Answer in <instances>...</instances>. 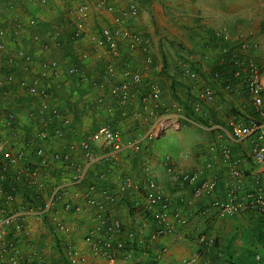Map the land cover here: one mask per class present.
<instances>
[{
    "label": "crops",
    "instance_id": "obj_1",
    "mask_svg": "<svg viewBox=\"0 0 264 264\" xmlns=\"http://www.w3.org/2000/svg\"><path fill=\"white\" fill-rule=\"evenodd\" d=\"M81 3L88 5V11L84 32L77 38L76 7ZM132 3L139 7L136 16L127 12ZM116 17L121 21L116 22ZM104 28L111 31L116 49L98 45ZM222 28L229 35L228 41L216 36ZM0 31L4 44L0 56V105L16 113V134L0 130V140L17 147L30 138L34 121L30 112L36 108L38 98L20 89L19 82L40 76L43 63L54 65L56 73L50 68L41 76L40 88L49 93V103L71 124L62 139H36V146L63 151L64 143H74L71 156L81 161L79 142L105 122L111 121L126 142L145 137L159 120L167 124L157 137L145 138L137 150L124 147L115 158L96 162L81 183L68 179L62 171L64 161H54L51 167L40 169L41 173L47 170L56 175L79 205L77 212L60 209L61 219L71 227V232L60 240L48 235L42 221L32 220L37 236L45 232L40 235V246L46 253L51 245L56 250V244L72 242L86 258V264H106L84 240L98 223L99 205L121 221V238L131 230L137 238L146 240L154 223L143 212L146 190L142 185L152 178L169 199L174 230L154 240L147 252L136 242L127 241V246L134 249V264H256L255 255L264 253V214L245 211L205 220L199 211L215 198H224L232 182L229 165L223 159L225 148L237 161L244 190L264 186L260 167L250 157L249 142H235L228 132L211 127L216 118L237 115L241 119L250 114L248 101L242 99L246 96L224 90L211 71L217 58L241 33L249 34L257 45L249 51L263 58L264 0H0ZM135 37L140 41L136 42ZM23 55H29L30 61ZM186 64L198 71L197 79L185 75ZM73 66L78 73L68 72ZM134 71L141 73L137 82L127 77ZM7 73L14 76L10 83H5ZM126 83L128 99L122 104V86ZM153 86L158 87L159 100L167 107L164 112L154 107L152 98L143 99ZM205 89H212L213 99L202 100L199 113L190 109L208 126L192 120L186 110L188 100ZM166 157H170L173 173L165 170ZM182 171L196 172L195 184L205 179L216 181L214 191L195 199L192 185L179 177ZM123 175L140 185L139 190L125 189L115 201H106L102 191L118 190ZM87 195L93 197V204L86 201ZM175 216L185 223L175 222ZM201 233L214 238L208 252L202 251L197 242ZM118 255L122 257L121 252Z\"/></svg>",
    "mask_w": 264,
    "mask_h": 264
},
{
    "label": "built area",
    "instance_id": "obj_2",
    "mask_svg": "<svg viewBox=\"0 0 264 264\" xmlns=\"http://www.w3.org/2000/svg\"><path fill=\"white\" fill-rule=\"evenodd\" d=\"M45 3L46 0H38ZM138 5L132 3L128 7V14L136 16ZM88 5L81 3L76 7L78 19L75 22V37H80L84 32V18L87 15ZM121 17L115 21L120 22ZM34 20H31L33 22ZM19 28L18 23L15 24ZM2 34V31H0ZM125 32L121 35L124 36ZM216 36L228 41L229 35L222 28L216 31ZM249 34H238L237 41L231 42L225 48L223 56H219L211 71L214 79L221 81V86L226 91L243 93L250 107V114L244 120L237 115L228 118L224 123L212 122L217 130L226 131L235 142L247 140L249 153L252 161L260 167L264 176V58L256 57L249 49L256 48V43ZM136 42L140 39L135 37ZM98 45L106 44L109 49L117 47L109 29L101 31ZM4 50V44L0 41V56ZM23 58L30 61L29 55ZM149 62V61H148ZM187 65V64H186ZM54 65L43 63L40 76L21 80L19 88L32 97H37V106L30 112L34 118L31 126L30 138L22 145L15 147L4 140H0V264H59L50 258L40 246V232L37 236L34 232L32 220L42 221L45 231L53 240H60L71 232V227L60 217V209L65 212L79 211L73 197L65 187L57 181L52 172L41 173L42 169L52 166L54 161H64V171L68 179L75 184L81 183L88 170L100 160H109L124 147L137 150L145 138L157 137L167 126L164 119L159 120L153 131L145 137L135 139L133 142L122 140L113 128L111 121L98 126L86 139L79 142L83 153L81 161L71 156L75 150V144L64 143V150L47 151L43 146L35 145V140L50 142L52 139H62L71 121L65 117L54 105L49 103V93L40 88L41 76H45ZM70 74L78 73L76 66L68 70ZM185 75L194 80L199 73L193 67L187 65ZM11 73L6 74V82L13 80ZM129 81L137 82L141 78L139 71L127 74ZM2 83V82H1ZM128 83L122 86L121 102L125 104L128 99ZM1 96V94H0ZM152 98L155 108L163 112L166 105L159 100V89L153 86L151 93L144 96V100ZM214 97L212 89H205L195 97L188 100L190 108L199 113L202 109V100L210 101ZM0 130L9 135L16 134V113L6 106L0 105ZM223 159L229 165V173L232 182L228 185L224 198H215L210 205L199 211L200 215L208 220L212 217L224 218L245 211H254L264 214V186H258L251 190L242 187V173L237 167V161L232 158L228 149L223 150ZM168 173L174 172L170 163V157H166L163 163ZM198 174L196 172L182 171L179 177L183 183L191 184L192 196L195 199L214 191L216 181L205 179L195 184ZM142 187L146 190L144 196L143 212L152 219L154 227L146 240L137 238L134 231L123 234L121 221L104 212L99 205L100 212L97 214L98 223L90 229L84 240L92 246L93 253L102 257L106 264H134V249L127 246V241H134L147 252L154 240L170 234L174 230L171 222L170 202L167 195L152 178L145 180ZM128 188L136 191L140 185L134 183L128 175H123L118 190L102 191L103 198L108 202L116 200L119 192ZM92 189V188H91ZM86 201L94 203L91 195L86 196ZM213 219V218H212ZM175 222L184 224L185 220L175 216ZM63 239V238H62ZM197 242L202 251H208L214 244V238L207 233H201ZM64 255L69 264H83L85 258L80 250L71 243H66ZM118 252H121L120 258ZM256 264H264V253L255 255Z\"/></svg>",
    "mask_w": 264,
    "mask_h": 264
},
{
    "label": "rangeland",
    "instance_id": "obj_3",
    "mask_svg": "<svg viewBox=\"0 0 264 264\" xmlns=\"http://www.w3.org/2000/svg\"><path fill=\"white\" fill-rule=\"evenodd\" d=\"M243 34V33H242ZM261 57H263L264 58V54L261 56ZM242 96V95H241ZM243 97V96H242ZM241 97V98H242ZM244 101H247L245 98H242ZM235 116V115H234ZM246 117H242L241 118V120H244ZM224 120V119H223ZM227 119H225V121H226ZM211 124H213V123H211ZM216 135V134H215ZM216 136H218V135H216ZM69 243H71V244H73L74 246H76L75 245V243H72V242H68V244ZM77 247V246H76ZM59 250H58V249ZM65 248H67V245H66V243H62V244H60L59 246H58V244H56V250H54V245H51V250H50V252H48L47 253V255L50 257V258H52V259H54V260H56V262H58L59 264H66L65 262L67 261V259H66V257H65V255H64V251H65ZM61 250V251H60ZM81 252V251H80ZM82 253V252H81ZM83 255V254H82ZM84 256V255H83ZM85 258V257H84ZM85 262H86V258H85ZM83 263V264H86V263ZM67 263H68V261H67Z\"/></svg>",
    "mask_w": 264,
    "mask_h": 264
},
{
    "label": "trees",
    "instance_id": "obj_4",
    "mask_svg": "<svg viewBox=\"0 0 264 264\" xmlns=\"http://www.w3.org/2000/svg\"><path fill=\"white\" fill-rule=\"evenodd\" d=\"M186 110H187V112H189L190 113V115H191V119L192 120H194V121H196V122H198V123H200V124H203V125H206V126H208L209 125V123H207V121L206 120H204L203 118H201V117H199V116H196V114L190 109V106L188 107V109L186 108ZM213 122L215 123V122H219V123H224L225 122V119L224 120H222V119H218V118H216V119H214L213 120ZM214 245V244H213ZM59 246V245H58ZM58 249V248H57ZM59 250V249H58ZM210 250V249H209ZM208 250V251H209ZM61 251V250H60ZM208 251H206V252H208ZM66 264H69V263H67V261L65 262Z\"/></svg>",
    "mask_w": 264,
    "mask_h": 264
}]
</instances>
